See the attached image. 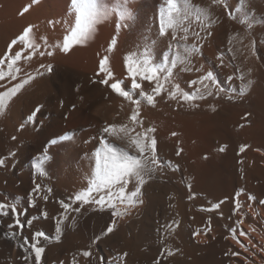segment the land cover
Masks as SVG:
<instances>
[{
	"label": "bare ground",
	"instance_id": "6f19581e",
	"mask_svg": "<svg viewBox=\"0 0 264 264\" xmlns=\"http://www.w3.org/2000/svg\"><path fill=\"white\" fill-rule=\"evenodd\" d=\"M81 11L88 31L73 38ZM263 42L264 0H0V203L9 205L8 215H0V264L259 260L228 201L241 192L231 119L251 107L258 119L243 132L264 142ZM242 71L252 86L244 96L233 79ZM203 79L214 99L200 93L183 99ZM137 138L145 145L155 139V150L142 156L132 143ZM112 151L149 158L147 167L155 170L144 176L138 197L123 199L120 183L102 179ZM260 168L245 179L261 196ZM136 186L129 177L123 196ZM89 189L92 200L104 197L101 204L75 199ZM12 205L20 227H10ZM259 218L253 224L263 228ZM234 226L237 234L228 231L232 241H226ZM108 227L113 231L103 235ZM36 231L47 239L32 241ZM33 243L44 249L38 261Z\"/></svg>",
	"mask_w": 264,
	"mask_h": 264
},
{
	"label": "rangeland",
	"instance_id": "374dc122",
	"mask_svg": "<svg viewBox=\"0 0 264 264\" xmlns=\"http://www.w3.org/2000/svg\"><path fill=\"white\" fill-rule=\"evenodd\" d=\"M263 45H264V42H263ZM261 58H264V55L263 56H260ZM259 57V59H261ZM260 61V62H259ZM264 59H261V60H258V64L260 65V67H261V70L263 71V73H264ZM239 73H241V72H239ZM238 73V76H234V78L233 79H235L236 81V83L238 82V85H239V87H240V90L242 91H239V95L240 96H244V95H249V93L251 92V89H252V86H251V83H249V81L251 82V79H250V76H249V74L247 73V72H244V71H242V73L241 74H239ZM242 76V77H241ZM237 77V78H236ZM238 77H240V78H238ZM239 79V80H238ZM206 80H201V81H199V82H197V84L196 85H194V87H193V89H195V90H192V95H190L191 97H196L195 99H199L198 98V94L200 93V94H202L203 95V99H214V94H216V91H215V89L206 81ZM242 81H243V83H242ZM203 82V83H202ZM205 82V83H204ZM204 84V85H203ZM209 84V85H208ZM198 85H199V87H198ZM206 85H208V87H205ZM212 88V89H211ZM214 90V91H213ZM196 93H195V92ZM213 93V94H211V95H213V96H211V95H209L208 93ZM242 94H241V93ZM244 92V93H243ZM193 93H195L194 95H193ZM198 93V94H197ZM207 95V96H206ZM199 96H201V95H199ZM206 97H208V98H206ZM191 99V100H195V99ZM201 99V98H200ZM252 109H251V107H250V110H249V107L247 108V110H245V113L243 112L239 117H237L236 119H231L232 120V128H231V130H233V131H231L233 134H231L232 135V137H233V139H235V141L233 142V139H232V141L231 142H233V143H231V146H230V148H232L234 151H232V158L235 160H233L232 159V161H234L235 163H233L232 162V164H233V166H234V168L236 169V177H237V184L239 185V187H240V191L241 192H239L241 195H243V197L239 194H237L236 196H235V198L237 197V199H235V202H234V199H233V201L232 202H230V201H228L229 203H230V206H232V211H233V213L235 214V215H237L238 216V218H240L241 219V216L244 214L245 215V217L242 219V220H238L237 221V225H236V227H238V228H241V229H245L244 231L249 235L248 237H247V239H250V240H247L248 242L247 243H249V244H247V246L249 245V247H250V249H252L253 247V249L255 250L254 252H256V254L258 255V258H259V260L258 259H256V262H253V263H251V264H264V226H263V228H259V226L257 227L256 225H254L253 224V221H252V219H257V218H259V217H261V218H259V220L261 219L262 221H264V185H263V182H264V142L261 144V145H258L255 141H256V138H255V135L256 134H251V137L249 136L250 135V133L249 134H247L246 132H243V131H245V129L247 128H251L252 129V127L254 126V124H255V122L257 121V120H255L256 118L258 119V115H256L257 113L255 112V114H254V112L253 111H251ZM246 117V118H245ZM249 119V120H248ZM236 122H235V121ZM239 120V121H238ZM245 120H246V122H245ZM248 120V121H247ZM254 121V122H253ZM243 122V123H242ZM235 123H237V124H235ZM244 128V129H243ZM241 129V130H240ZM243 129V130H242ZM246 129V130H247ZM240 131H242V132H240ZM239 132V133H238ZM240 133H242V134H240ZM246 134V135H245ZM260 135H262V137H264V134H260ZM245 138V139H244ZM244 139V140H243ZM248 139V140H247ZM264 141V140H263ZM238 144V145H237ZM234 145V146H233ZM241 149H243V151H241ZM250 151V152H249ZM250 153V154H249ZM246 154V155H245ZM253 154V155H252ZM249 155V156H248ZM254 155H256V156H254ZM237 157V158H236ZM248 157V158H247ZM250 158V159H249ZM259 158V159H258ZM238 161V162H237ZM250 163V164H249ZM257 163H259V164H257ZM256 165H258L259 166V168L262 170V173H261V175H259L258 176V178L260 177V179L259 180H263V181H261V182H259V190L260 191H262V193H261V196L260 195H256L255 194V191L253 190H250V186L248 187V183H247V177H248V173L252 170V171H255L256 169H255V167H256ZM237 166V167H236ZM246 166V167H245ZM238 169V170H237ZM239 171V172H238ZM246 176V177H245ZM246 178V179H245ZM246 180V181H245ZM262 186V187H261ZM262 188H263V190H262ZM246 189V190H245ZM251 194H250V193ZM245 194V195H244ZM250 194V195H249ZM263 194V195H262ZM241 196V197H240ZM244 196H246V198L244 199ZM251 197V199H249ZM261 197V198H260ZM263 197V198H262ZM227 201V200H226ZM248 201V202H247ZM223 202H225V199H223L222 201L220 200V202H218V203H216V206H218V205H220V204H223ZM238 202V203H237ZM234 203H235V205H234ZM241 203V206H239V204ZM242 203H244V204H242ZM218 204V205H217ZM232 204V205H231ZM250 204V205H249ZM244 205V206H243ZM237 206H239V207H237ZM260 208H262V211H260L261 212V214H259L260 212L258 211L259 210V207ZM236 207V208H235ZM244 207V208H243ZM235 208V209H234ZM240 210L239 212H238V209ZM241 208H242V210H241ZM245 209H246V211H245ZM237 212H238V214H237ZM243 212V213H242ZM257 212V213H256ZM263 212V213H262ZM206 213V212H205ZM203 214H204V212H203ZM205 215V214H204ZM251 216H253V217H251ZM259 216V217H258ZM263 217V218H262ZM243 222V223H242ZM252 222V223H251ZM240 223H242V224H240ZM247 223V224H246ZM249 223H251V224H249ZM253 224V225H252ZM255 228H254V227ZM247 227V228H246ZM253 227V228H252ZM216 228H217V230L219 229L220 230V228H221V231H222V229L224 230V228L222 227V226H216ZM258 228H259V230H258ZM248 229V230H247ZM250 229V230H249ZM254 229H256V230H254ZM231 230V231H230ZM234 231V234L236 235L237 234V231H236V228H235V226H234V228L233 229H228L227 230V232L229 231V232H231V234L233 233V231ZM247 230V231H246ZM253 230V231H252ZM255 231V232H254ZM227 232H225L224 233V238H226L228 235L230 236V234H229V232L227 233ZM249 232H251V233H249ZM254 233V234H253ZM258 234V235H257ZM259 234H261V235H259ZM233 235V234H232ZM256 237H255V236ZM226 236V237H225ZM257 236H258V238H257ZM261 236V237H260ZM231 237H234V235L233 236H231ZM231 237H227V239H225L226 241H232L230 238ZM256 238H257V240H256ZM233 239V238H232ZM261 239V240H260ZM252 240L254 241V242H252ZM256 242V243H255ZM254 244V245H253ZM253 245V246H252ZM259 248V249H258ZM78 251V250H77ZM76 254V252L74 253V255ZM226 255H228V256H230V254L229 253H226ZM233 255V254H232ZM231 255V256H232ZM230 256V257H231ZM262 260H263V262H262Z\"/></svg>",
	"mask_w": 264,
	"mask_h": 264
},
{
	"label": "snow or ice",
	"instance_id": "6c2138e0",
	"mask_svg": "<svg viewBox=\"0 0 264 264\" xmlns=\"http://www.w3.org/2000/svg\"><path fill=\"white\" fill-rule=\"evenodd\" d=\"M216 2L219 3L220 0H216ZM169 3H171V0H169ZM81 7H83V6H81ZM24 11L26 12V11H28V9L25 8ZM83 15H84L83 11H81V22L78 24V30L73 32V34H72L73 38L83 37L88 31V26L86 24H84V22H83ZM29 31H30V29H26L23 36H21L20 39L23 40L24 37H26L28 35ZM13 43H15V41ZM28 46L31 47L32 45L29 44ZM67 49H68V43L65 42L64 43V50H67ZM19 55H20L19 53L16 54L17 59L19 58ZM47 55H52V53L48 52ZM104 62L105 61H103V60L101 61V70H103ZM9 67H11V64L9 65ZM211 78H212V73L209 72L207 74V76L205 77V79L211 80ZM101 83H107V81L102 80ZM249 83H251V82L249 81ZM17 87H21V85H18ZM111 87H112V89L118 91L120 96L131 99L129 92L121 90L119 83H113V84H111ZM138 87H139V85L136 84L135 82H133L132 88L135 89ZM205 87H207V86H205ZM160 91H161V86L158 84L157 87L154 89V92H155V94L159 95ZM208 94L211 95L212 93H208ZM170 95L172 96L173 99L176 98L175 94H170ZM192 98L193 97L189 96L188 93L183 94V99H185V100L192 99ZM200 98L203 99V95H201ZM147 100L149 103H153V97L152 96H148ZM135 103L138 104L139 101H135ZM132 118L136 119L135 113H133ZM29 119H31V117ZM105 131H108V130L105 129ZM150 131H153V130H150ZM132 143L135 145L137 151L140 152L142 156L146 151L149 150V148L154 151L155 145H156L155 139H152L151 143L149 145H145L143 142H141L139 140V138H137L136 140H133ZM220 151H224V149L221 148ZM241 151H243V149H241ZM179 154L180 153L178 152L177 155H179ZM148 160H149L148 157H144V159L142 160L140 157L129 155L127 152L117 154L114 151H112L111 152V165L110 166L105 165V167L103 169V173H102V179L104 181H106L109 186L112 184L120 183V194H121L122 198L131 200L132 198L138 197V195L140 194V192H141L140 185H142L145 182L144 176L146 174H148L149 172L155 170V169L147 167ZM151 162L153 164L156 163V157L154 155L151 156ZM2 164H3V160H0V165H2ZM129 177H133L136 180L137 186L135 187V190L130 193L129 196H123L124 189L128 183ZM36 191H39V187H37ZM91 191H92V189H89V191L87 193H81L80 195L76 196L75 199L78 201H82L83 203H88L91 200V202H93V203L101 204V202L104 200V197H101L99 200H92L91 196H90ZM44 199L47 200V197L45 196ZM250 199H251V197H250ZM108 203H109V205H111V199H109ZM69 206L70 205H68V204L63 205V207L65 209H67ZM8 208H9V205L4 204V203H0V215L7 216L8 215L7 209ZM78 210L79 209H77V211ZM11 211L13 213L15 223H14V225H11L10 227H20L19 213H17L15 205L11 206ZM28 223L31 224L32 221H29ZM60 230H61L60 225L58 223L56 225V232L59 233ZM112 231H113V228L108 227L107 230L103 233V235H107L108 233H111ZM40 237H44L45 239H47V237L45 236V234L42 231H36L32 236V241H37V238H40ZM99 239H100V237H97V240H99ZM25 242L26 243L29 242L27 238H25ZM32 249L35 252V259L38 261L40 258V254L44 251V249H43V247L36 246L35 243H33ZM84 255L88 256L89 253L85 252ZM114 259H119V258H114Z\"/></svg>",
	"mask_w": 264,
	"mask_h": 264
}]
</instances>
